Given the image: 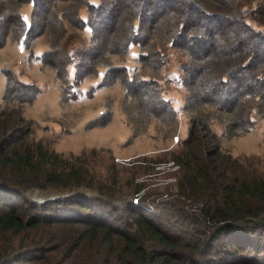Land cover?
<instances>
[{
    "label": "trees",
    "instance_id": "trees-1",
    "mask_svg": "<svg viewBox=\"0 0 264 264\" xmlns=\"http://www.w3.org/2000/svg\"><path fill=\"white\" fill-rule=\"evenodd\" d=\"M27 3L33 4L29 26L21 14ZM60 4L65 5L61 10ZM81 8L87 9L88 21L81 18ZM255 14L264 21V0ZM65 18L92 32L78 75L96 72L102 63L108 77L125 74L127 68L115 65L111 55L125 56L138 44L144 52L139 57L142 68L152 78L165 60L159 43L150 42L158 37L162 44L186 45L185 110L195 114L174 157L183 175L177 196L169 202L136 204L104 192L73 191L34 200L33 189L88 187L90 183L82 182L87 174L74 165L61 170L43 146L28 142L30 131L20 110H3L0 264H264V171L224 154L211 129L224 113L230 117V135L252 128V109L264 118V35L246 23L237 0H99L98 5L88 0H0V48L12 35L32 56L36 34L48 31L50 50L43 61L65 84L70 61L63 57L59 63L54 57ZM4 75L3 100L10 108V95L18 90L31 92L34 100L35 86H24L7 70ZM155 81L138 74L122 76L134 98L142 90L151 91L170 107Z\"/></svg>",
    "mask_w": 264,
    "mask_h": 264
},
{
    "label": "rangeland",
    "instance_id": "rangeland-1",
    "mask_svg": "<svg viewBox=\"0 0 264 264\" xmlns=\"http://www.w3.org/2000/svg\"><path fill=\"white\" fill-rule=\"evenodd\" d=\"M88 1L92 5L99 4V0ZM258 4L259 0H237L246 23L264 35V21L255 14ZM62 7L65 5L60 4L59 10ZM32 9V3L21 7L28 26L32 21ZM80 16L88 21L86 8H81ZM61 26L65 32L58 36L60 40H56L54 57L59 63L63 57L70 61L65 84L57 81L56 71L43 61L50 50L48 31L42 33L41 30L36 34L33 57L23 44L13 40L12 35L0 48V112L20 110L28 123L24 126L30 131L28 142L43 146L61 170L67 165L81 167L87 174L82 182L90 183L88 187L33 189L30 191L32 199L43 201L65 197L73 191L94 195L104 192V196L112 194L118 199H132L136 204L141 200L146 203L172 201L177 196L183 175L174 157L188 137L190 119L195 114V111L185 110L189 93L184 83V71L189 64L184 50L186 45L162 44L158 37L150 42L151 45L156 41L159 43L165 60L152 78L142 68L139 57L144 52L138 44L130 46L125 56L111 55L115 65L127 68L125 74L114 75L112 72L113 76L108 77L106 64L102 63L96 72L90 70L85 75H78L80 63L91 48V28L83 29L66 18ZM6 70L24 86L36 87L33 101H30L31 92L18 90L10 95L14 107L7 105L3 100ZM262 73L264 77V71ZM137 74L149 81L155 79L158 93L170 107L160 104L151 91L142 90L141 95L134 98V93L122 84V76L133 78ZM206 96L212 97L208 93ZM16 100L22 102L15 103ZM18 103L25 104L17 106ZM204 109L215 110L211 106H204ZM250 117L252 128L245 133L230 135L226 132L230 119L227 113L222 114L220 120L214 119L211 129L219 138L224 154L264 171V118L257 108L252 109Z\"/></svg>",
    "mask_w": 264,
    "mask_h": 264
}]
</instances>
